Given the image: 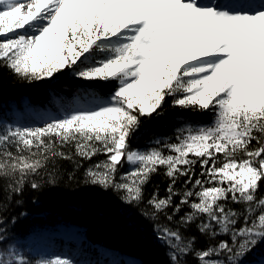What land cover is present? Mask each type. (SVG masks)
<instances>
[{
    "label": "snow or ice",
    "instance_id": "obj_1",
    "mask_svg": "<svg viewBox=\"0 0 264 264\" xmlns=\"http://www.w3.org/2000/svg\"><path fill=\"white\" fill-rule=\"evenodd\" d=\"M0 37V67L28 83L71 75L92 105L0 128V264H77L33 261L16 231L54 158L92 162L86 183L146 205L168 264H264V0H0ZM169 107L174 135L134 147ZM161 174L166 194L145 199Z\"/></svg>",
    "mask_w": 264,
    "mask_h": 264
},
{
    "label": "trees",
    "instance_id": "obj_2",
    "mask_svg": "<svg viewBox=\"0 0 264 264\" xmlns=\"http://www.w3.org/2000/svg\"><path fill=\"white\" fill-rule=\"evenodd\" d=\"M58 75H61L59 81L28 83L18 79L8 68L0 67V128L5 125L40 126L45 122L37 123L34 118L30 119L32 122L27 120L15 122L13 110L17 108L22 112L25 98L29 99L32 107L43 111L60 113L63 110L66 113V111L87 108L85 106L87 103L80 98V93L84 90L81 81L73 79L71 75L59 73ZM90 91L103 94L107 89L99 87ZM168 102L170 103V98ZM180 111L178 108L169 107L164 116L155 120L146 119L143 130L133 146L144 148L154 137H172L178 126L175 114ZM24 118L29 119L31 115L25 114ZM185 118L195 119L197 123L209 122L206 117H199L195 113H187L186 117L179 119ZM63 150L74 154V149ZM103 158L100 156L94 159ZM75 160H79V157H75ZM91 163L82 161L81 166L77 167L72 160L54 158L49 162L47 170L42 171V174L35 178L42 184L41 190L26 188L23 199L15 207L16 213L26 214L19 216L16 225L21 241H25L31 235L41 234L45 230L58 231L61 226L68 229L75 228L82 236L80 247L59 237L47 241L34 240L33 248L27 252L30 258L35 261L52 259L56 255L72 259L77 264H84L86 259L88 264H126V259L130 258L138 260L140 264H168L165 249L152 236L150 226L155 222L148 215L143 214L148 210L147 206L130 208L115 193L105 192L86 183L85 173ZM123 171H127V167ZM167 184L168 180L162 174L154 176L151 183L145 186V199L157 186L160 195L164 196ZM126 215L137 224L135 230L129 231L123 226ZM188 235L199 234L193 228ZM200 241L199 246L203 247V237H200ZM36 244L47 252L44 254L35 251ZM27 246L28 244H25L24 248ZM104 251L109 253L110 260L102 257ZM192 264L195 262L192 261Z\"/></svg>",
    "mask_w": 264,
    "mask_h": 264
},
{
    "label": "rangeland",
    "instance_id": "obj_3",
    "mask_svg": "<svg viewBox=\"0 0 264 264\" xmlns=\"http://www.w3.org/2000/svg\"><path fill=\"white\" fill-rule=\"evenodd\" d=\"M25 105H26L28 113L31 115V118L26 119V118H24L25 116L23 115L22 112L20 113L18 110H15L14 114L17 116L19 122H22V121H25V120L32 122L30 119L34 118V119L38 120L39 118L46 117V115L48 114L46 111H43L42 109H33V108L31 109V107L28 106L27 100H25ZM85 106L91 107L92 105L87 103V105H85ZM33 122H35V120H33ZM53 237L63 238L67 242H73V243H75L78 246L82 245V236L75 230V228H69L68 229V228H64L62 226L59 228L58 231H47V230H45L41 234L31 235L25 241H21V240L20 241L23 244V246L25 244H28L27 247H25V248L23 247V250L28 252L29 250H31L33 248V244L32 243H33L34 240L43 239V240L47 241V240H49L50 238H53ZM34 250L37 251V252L41 251L44 254L47 252L43 247H41V246H39L37 244L35 245V249ZM55 257H56V255H55ZM102 257H107L110 260L109 253H107L106 251L102 252ZM47 259H49V258H47ZM84 261H86L84 264H88L87 263L88 259H86ZM132 261H136L137 264H140V262L138 260L130 259V258L126 259L125 262H126V264H130V262H132Z\"/></svg>",
    "mask_w": 264,
    "mask_h": 264
},
{
    "label": "bare ground",
    "instance_id": "obj_4",
    "mask_svg": "<svg viewBox=\"0 0 264 264\" xmlns=\"http://www.w3.org/2000/svg\"><path fill=\"white\" fill-rule=\"evenodd\" d=\"M25 100H27L28 106L31 107V109H32V108L35 109L34 107H32V106L30 105V101H29L28 98H25ZM25 100H24V102H23V110H22V113H23L24 116H25V114L29 116L30 114H29L28 111H27V108H26V105H25Z\"/></svg>",
    "mask_w": 264,
    "mask_h": 264
}]
</instances>
